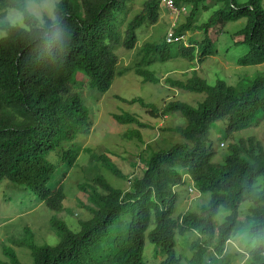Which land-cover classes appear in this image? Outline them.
<instances>
[{"label":"trees","instance_id":"1","mask_svg":"<svg viewBox=\"0 0 264 264\" xmlns=\"http://www.w3.org/2000/svg\"><path fill=\"white\" fill-rule=\"evenodd\" d=\"M128 1L59 0L54 5L53 20L46 15L37 20L26 4L38 0H0L1 16L10 10L18 12L23 24L0 25V184L4 180L22 187L52 213L63 211L65 195L62 185L52 186L56 169L48 157L56 154L63 165L72 166L75 154L70 147L88 123L81 99L70 94V87L76 84L75 74L87 79L89 89L105 94L117 75L116 50L132 51L136 31L157 24L161 0H146L140 13L123 27ZM174 2L178 8H192L186 22L174 28V36L193 30L202 36L188 41L187 47L182 42L167 44L165 35L158 44L145 43L133 69L143 84H159L155 74L147 70L152 65L175 60L202 64L215 55L209 31L241 19L246 23L238 32L241 41L237 44L247 52L235 61L236 66L264 64L261 0H248L243 5L234 0ZM208 2L222 8L205 23L192 26ZM165 83L204 98L196 107L168 101L160 109L140 99H115L139 104L152 117L178 114L186 126L168 131L184 142L151 152L143 159L139 176L128 179L127 191L96 177L93 184L98 187L91 189L90 205L85 206L88 217L78 220L76 230L55 217L50 219L51 232L57 239L54 245L34 244L32 233L25 229L14 245L28 252L30 262L26 264H146V240L154 247V255L161 258L156 264H182L175 246L177 236L186 233L196 236L186 264H228V258L222 256L225 245L239 229L238 209L244 202L250 204L246 248L255 245L245 264H264V150L253 138L240 139L228 147L222 163L216 164L212 162L215 151L207 141L216 123L226 122L227 139L251 127L257 116L264 117V75L237 87L220 80L209 86L195 73L185 81L166 79ZM112 119L122 126L143 127L130 114L114 115ZM129 136L141 141L135 131ZM101 162L113 177L127 180L107 157L102 156ZM184 177L202 197L207 195L208 201L197 213L186 212L174 218V189L185 184ZM219 209L224 212L222 219L217 218ZM2 255L6 261L0 264H23L10 248L3 247Z\"/></svg>","mask_w":264,"mask_h":264},{"label":"rangeland","instance_id":"2","mask_svg":"<svg viewBox=\"0 0 264 264\" xmlns=\"http://www.w3.org/2000/svg\"><path fill=\"white\" fill-rule=\"evenodd\" d=\"M59 0H38V2H27V11L37 20L43 15L53 20L54 5ZM146 0H129L126 4V15L123 17V27L135 15L142 10ZM237 5H243L248 0H234ZM262 6L264 9V0ZM206 5V4H205ZM222 5L208 2L205 11H199L192 26L205 23L212 13L221 9ZM191 7L187 6L184 13L178 16L174 28L186 22L190 15ZM199 9H202L200 7ZM0 13V25L22 27V17L18 12L7 11L4 16ZM174 16L160 5L157 24L152 27H141L136 31L137 42L132 51L119 48L115 54L118 58L116 77L109 90L101 94L91 90L87 86V79L80 73H76L74 79L76 84L70 87L71 95H78L88 114L87 127L83 128L76 136L73 145L70 147L75 154L72 166L63 165L56 154L50 155L48 160L55 165V182L53 188L62 185L65 199L63 211L52 213L36 201L35 195H30L20 186L12 185L7 181L0 184V261L6 259L2 255V248L12 249L19 261L23 264L29 263L28 252L14 245L22 239L25 229L33 235V243L36 245H54L57 241L51 232L49 221L52 217L65 222L72 230H76L79 219H85L88 214L85 206H89V193L96 177H102L113 188L127 191L128 179L139 176L144 168L143 159L149 158L151 152L167 149L175 144L184 142L177 135L169 132L175 127H185L186 122L178 114H171L164 118L152 117L139 104H125L116 100L130 101L140 99L146 104H151L160 109L164 102L180 101L189 106L196 107L204 98V95L191 94L170 88L166 79L185 81L193 73L203 79L209 86L216 81H224L228 85L237 87L252 80L256 75H264V64L257 67H239L235 61L246 54L247 49L237 43L241 37L237 36L246 23L245 19L236 22H229L223 27L218 26L209 31V37L214 43L215 55L208 57L202 64L187 61H169L164 64H155L147 68L159 79V84H143L141 79L133 73L135 65L139 62V51L145 43L158 44L164 39V35L175 22ZM173 28V31H174ZM3 33L0 31V37ZM202 34L197 31L186 32L182 35V43L187 47L188 41H195L201 38ZM130 114L134 116L143 127L122 126L117 124L112 116ZM226 122L216 123L207 135V141L211 142L212 150L215 151L213 163L221 164L224 157L229 153L228 147L240 139L253 138L264 150V117L257 116L248 129L231 134L225 137ZM139 133L141 141L130 138L129 133ZM107 157L116 167L119 173L127 180L116 179L110 172L104 169L101 157ZM185 184L174 189L177 200L173 217L177 218L186 212L197 213L200 206L208 201V196L202 197L192 187L188 178L184 177ZM190 189V190H189ZM250 204L242 203L238 209L239 229H236L230 240L225 245V252L222 257L228 258V264H245L249 251L253 250L254 244L246 248L248 241L247 210ZM224 216L223 209H219L217 218ZM220 221V220H219ZM124 227L123 222L118 223ZM243 229V230H242ZM195 235L186 233L182 237L177 236L175 246L176 255L182 264H186L191 258L190 244L194 241ZM245 245V246H244ZM154 247L145 241L144 260L146 264H156L161 260L155 256ZM222 257H220L222 261ZM219 260V259H218ZM212 264H220L219 261Z\"/></svg>","mask_w":264,"mask_h":264},{"label":"built area","instance_id":"3","mask_svg":"<svg viewBox=\"0 0 264 264\" xmlns=\"http://www.w3.org/2000/svg\"><path fill=\"white\" fill-rule=\"evenodd\" d=\"M160 5L166 9L171 15H173L175 19H173L175 22L172 24L171 28L169 29V31L166 33L165 36V42L169 45L177 43V42H181L182 41V36L181 37H175L174 36V32H173V28L175 26V23L178 20V16L181 13H184L186 10L185 6H180L179 8L175 5L174 0H161ZM190 190V189H189ZM195 190V189H194Z\"/></svg>","mask_w":264,"mask_h":264}]
</instances>
